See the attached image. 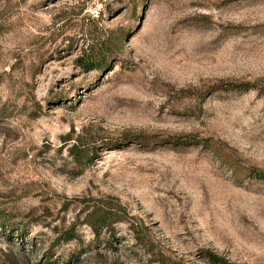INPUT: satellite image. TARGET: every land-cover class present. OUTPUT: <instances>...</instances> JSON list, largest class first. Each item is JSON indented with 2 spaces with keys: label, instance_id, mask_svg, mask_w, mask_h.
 <instances>
[{
  "label": "rangeland",
  "instance_id": "obj_1",
  "mask_svg": "<svg viewBox=\"0 0 264 264\" xmlns=\"http://www.w3.org/2000/svg\"><path fill=\"white\" fill-rule=\"evenodd\" d=\"M244 82L264 0H0V264H264Z\"/></svg>",
  "mask_w": 264,
  "mask_h": 264
},
{
  "label": "trees",
  "instance_id": "obj_2",
  "mask_svg": "<svg viewBox=\"0 0 264 264\" xmlns=\"http://www.w3.org/2000/svg\"><path fill=\"white\" fill-rule=\"evenodd\" d=\"M78 62H79V66L82 67V69L84 70H90V69H96L98 68V64L95 63L93 60L91 59H87V58H79L78 59ZM222 89L224 90H228V89H248V88H251V87H256L258 88L261 92L264 93V82L260 85H257V84H253V83H250V82H244V83H225V85H220ZM122 140H136L135 138L134 139H130L128 136H123L121 138ZM129 139V140H128ZM145 142V141H144ZM188 142H193V140L191 141H184L183 143H181V140L179 139H174L172 141V144H186ZM116 144H120V143H116ZM252 176H256V177H259V178H264V172L262 171H255V172H252L251 173ZM102 222H103V219H90V221H88V224L94 229V230H97L99 227L102 226ZM74 238V234L72 231H67L65 232L63 235H62V239L67 241V240H71ZM204 257L206 258V260L210 263V264H231L229 263L226 259H224L223 257L211 252V251H205L204 252Z\"/></svg>",
  "mask_w": 264,
  "mask_h": 264
}]
</instances>
